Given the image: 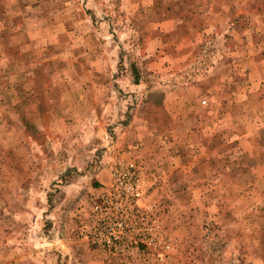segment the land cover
I'll use <instances>...</instances> for the list:
<instances>
[{
    "label": "rangeland",
    "instance_id": "rangeland-1",
    "mask_svg": "<svg viewBox=\"0 0 264 264\" xmlns=\"http://www.w3.org/2000/svg\"><path fill=\"white\" fill-rule=\"evenodd\" d=\"M263 63L264 0H0V264H264Z\"/></svg>",
    "mask_w": 264,
    "mask_h": 264
},
{
    "label": "crops",
    "instance_id": "crops-1",
    "mask_svg": "<svg viewBox=\"0 0 264 264\" xmlns=\"http://www.w3.org/2000/svg\"><path fill=\"white\" fill-rule=\"evenodd\" d=\"M256 73H257L256 77H253L251 79V82H250L251 85L246 84V89L249 88L247 90L248 93L245 94L246 96L254 97L259 94H264V63L262 65V71L261 72L256 71ZM260 87H262L261 91L258 92Z\"/></svg>",
    "mask_w": 264,
    "mask_h": 264
}]
</instances>
